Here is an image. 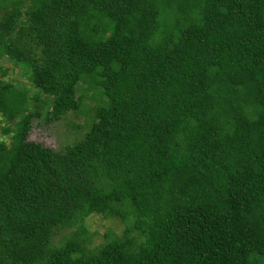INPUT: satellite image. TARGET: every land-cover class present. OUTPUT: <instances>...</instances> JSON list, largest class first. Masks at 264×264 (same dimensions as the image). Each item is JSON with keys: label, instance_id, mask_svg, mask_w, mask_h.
<instances>
[{"label": "trees", "instance_id": "1", "mask_svg": "<svg viewBox=\"0 0 264 264\" xmlns=\"http://www.w3.org/2000/svg\"><path fill=\"white\" fill-rule=\"evenodd\" d=\"M26 2V6L21 8ZM0 264H264V0H0ZM97 95L82 136L27 138ZM36 102L40 99L34 96ZM125 227L88 250L85 218ZM75 226L54 241L53 234Z\"/></svg>", "mask_w": 264, "mask_h": 264}, {"label": "rangeland", "instance_id": "2", "mask_svg": "<svg viewBox=\"0 0 264 264\" xmlns=\"http://www.w3.org/2000/svg\"><path fill=\"white\" fill-rule=\"evenodd\" d=\"M28 3L29 2H26L21 7L23 8L22 11L24 10V6ZM1 13H3V10L0 8V14ZM0 67L2 70L6 69V73L2 76V70L0 71V76L3 79L9 80L18 88L26 89L28 95L32 96L33 103H39L38 105L41 103L43 106V103L48 101V98L39 94L31 85L28 76L24 73L21 66L14 65L11 59L2 56L0 58ZM83 87V91L79 89L76 93L77 98H81L82 95L84 96V103L78 112L69 111L59 119L49 120L45 114L48 106H45L41 111V115L33 119L27 138L55 150H59L65 145L71 144L79 139L88 124L86 123V118L88 117L89 120L92 119V112L90 113L89 109L97 102V95L95 92L86 87V84H83ZM34 96H38L40 99L36 102ZM14 121L15 118L8 121L0 114V139L9 140V134H3L1 127L6 125L12 126ZM84 227L89 233L90 239L86 247L88 250H92L106 239V235L107 237L120 235L125 225L117 218L94 213L85 218ZM74 228L75 226L60 229L53 234L52 239L54 241H59L61 235H69Z\"/></svg>", "mask_w": 264, "mask_h": 264}]
</instances>
